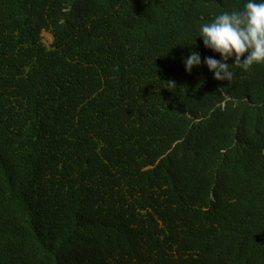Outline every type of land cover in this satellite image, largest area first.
<instances>
[{
    "label": "trees",
    "instance_id": "obj_1",
    "mask_svg": "<svg viewBox=\"0 0 264 264\" xmlns=\"http://www.w3.org/2000/svg\"><path fill=\"white\" fill-rule=\"evenodd\" d=\"M245 2L0 0V264H264V64L198 37Z\"/></svg>",
    "mask_w": 264,
    "mask_h": 264
},
{
    "label": "clouds",
    "instance_id": "obj_2",
    "mask_svg": "<svg viewBox=\"0 0 264 264\" xmlns=\"http://www.w3.org/2000/svg\"><path fill=\"white\" fill-rule=\"evenodd\" d=\"M44 32H41V37ZM198 37L202 39L205 48L211 49L214 53L219 54V59L216 56H206L203 58V63L213 73L214 79L218 81H227L233 77L234 73L230 70V63H228L230 59L233 61L231 64L238 65L244 70H248L254 64H264V0H246L242 8L230 12L224 11L216 15L210 22L203 23L200 26ZM183 63L185 71L187 72H190L193 67H198L201 64L199 52L191 51L183 59ZM74 66L75 72H78L80 70L79 61H75ZM57 81L60 84L66 82L62 69L58 70ZM63 103V95L56 96L52 103L60 116H66V112H59ZM210 116V114L207 116L204 115L196 119V121L197 123L203 121L205 124V121ZM175 144L171 145V149L176 146ZM218 146L220 147V152L227 160L231 158L232 160L229 161L245 164L244 153L246 148L239 145L235 139L232 141H222L218 143ZM157 163H155L154 167ZM248 170L250 172V169ZM114 195L118 196L116 199V210L113 213H120L128 207L131 202V197L122 194L121 187L115 191ZM148 212H151V210H148ZM196 221L189 220L187 222L191 230L198 228ZM172 224L159 222L158 228H168ZM102 226L108 230V221L106 218ZM163 253L167 259L166 263L177 258V252L174 250Z\"/></svg>",
    "mask_w": 264,
    "mask_h": 264
},
{
    "label": "rangeland",
    "instance_id": "obj_3",
    "mask_svg": "<svg viewBox=\"0 0 264 264\" xmlns=\"http://www.w3.org/2000/svg\"><path fill=\"white\" fill-rule=\"evenodd\" d=\"M42 37H43V43L49 47V45L52 42V37L48 34V33H42Z\"/></svg>",
    "mask_w": 264,
    "mask_h": 264
},
{
    "label": "bare ground",
    "instance_id": "obj_4",
    "mask_svg": "<svg viewBox=\"0 0 264 264\" xmlns=\"http://www.w3.org/2000/svg\"><path fill=\"white\" fill-rule=\"evenodd\" d=\"M229 114V113H228Z\"/></svg>",
    "mask_w": 264,
    "mask_h": 264
}]
</instances>
